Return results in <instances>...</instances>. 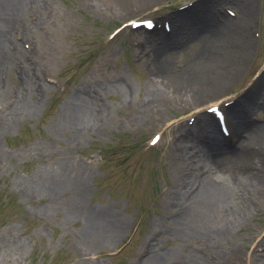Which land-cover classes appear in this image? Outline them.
I'll return each instance as SVG.
<instances>
[{"label": "rangeland", "instance_id": "374dc122", "mask_svg": "<svg viewBox=\"0 0 264 264\" xmlns=\"http://www.w3.org/2000/svg\"><path fill=\"white\" fill-rule=\"evenodd\" d=\"M47 1L51 18L44 30L27 32L24 37L35 48L30 60L37 62L42 82L29 98L38 109L18 114L5 111L21 78L2 76L7 89L0 96V264H140L141 252L150 243L172 264L190 254L202 259L209 256L213 245L191 234L171 233L172 208L164 203V193L172 191L178 174L182 176L184 170L187 177L194 176L193 170L198 175L191 159L195 154L183 150L184 145L190 148L191 139L186 136V142L180 141L174 124L195 125L202 118L193 115L185 121L194 108L168 96L147 98V59L152 45L172 33L173 42H182L177 44L182 51L172 64L173 74L181 66L191 68L193 56L203 59L202 44L185 41L174 19L168 23L165 19L191 9L193 15L208 11L215 30L229 25L248 48L241 45V53L215 59V66L204 60L201 73L222 80L232 72V80L211 85L203 105L229 98L236 116L246 115L248 124H261L264 109L248 112L244 102L236 100L264 74V0H225L216 7L207 5L211 0H163L142 8L124 1L122 10L107 4L95 7L94 0ZM245 20L247 38L239 34L240 25L232 27ZM202 23L196 29L203 30ZM18 26L12 37L20 32ZM96 88L101 95L90 108L89 119L74 128H58V115L66 101L78 90L84 96L87 91L93 95ZM223 112L232 131L236 119ZM93 114L97 119L90 121ZM219 141L222 148L230 143ZM231 144L235 149L239 146L236 141ZM72 171L81 176L80 208L90 216L106 210L119 227L113 241L86 243L83 231L97 220L72 214L69 200L74 185L65 178ZM263 226V211L254 210L244 218L225 237L223 251L227 252L217 257L218 264H247L248 243ZM218 249L222 250L220 245Z\"/></svg>", "mask_w": 264, "mask_h": 264}, {"label": "bare ground", "instance_id": "6f19581e", "mask_svg": "<svg viewBox=\"0 0 264 264\" xmlns=\"http://www.w3.org/2000/svg\"><path fill=\"white\" fill-rule=\"evenodd\" d=\"M94 1L93 6L95 7L107 4L122 10L124 1H130L129 6L138 5L142 8L163 0ZM223 2L225 0H211L206 4L216 7ZM207 5L202 7L207 8ZM203 12L204 10L193 15L191 9L188 12L175 13L170 18L165 19H174L176 30H178L179 35L181 30V36L185 41L202 44L203 54L201 52L200 56L202 55L203 59L193 56L191 68L181 66V70L173 74L170 71L172 64L182 51V48L177 46V44L180 46L182 42L172 41L173 33L171 37L161 34L163 36L159 38V44L152 45L153 50L147 59V63L150 65L147 98L168 96L175 103L179 102L194 108L192 114L183 118L185 121L193 115L202 118L199 123L196 122V126L188 125V122L187 124L186 122L174 124L178 127L177 130L182 138L180 141L186 142L183 138L186 136V139H191L190 148L184 145L183 150H189L195 154L194 158L191 159L195 160L194 165L197 164L198 175L196 176V172L193 170L194 176L187 177L184 170L182 176L178 174L172 191L164 193V203L167 207L172 208L171 233L175 236L178 234L194 235V238L204 240L211 247L213 245L214 253L209 251V256H203V259L190 254L184 261H176L173 264H218L219 258L217 257L224 256L227 252L223 251L227 245V243L223 244L225 237L254 210L257 213L264 212V120L259 125L248 124L246 115L241 114L243 117L241 115L236 116L232 105L223 107L229 98L203 105L205 100L210 97L211 85L221 86L226 83V80H232V72L223 75L222 80H215L209 78L205 72L201 73L200 71L205 69L206 63L215 66V59L218 61L223 57H231L237 51L241 53L242 50H239L241 45L244 49L248 47L244 46L243 42L240 41L242 38L238 33H233L234 28L230 29L229 25L215 30L212 24L213 18L208 16V11ZM188 13H192V15H188ZM181 14L184 17L180 16ZM201 16L204 20L201 19ZM50 18L51 11L47 0L44 3H40L39 0H0V96L7 89L2 80L3 75L18 74L21 78L20 82L14 85L15 98L12 97L11 99L9 96V102L4 106L6 107L5 111L10 114H18L22 111L34 112L38 109L29 98L35 88L42 87V82L37 76L39 73L36 68L38 67L37 62L30 60L35 48L33 49L24 37H27V32L44 30L43 27ZM191 21H194L193 24L195 25L203 22L202 26L205 28L203 30L196 29ZM189 22L192 26L186 30ZM236 23L238 24L232 25V27L240 25L239 28L243 30L239 34L244 37V31L249 29L248 21L245 20L243 23L237 21ZM18 24L20 32L14 33L12 37ZM19 42H22L21 47L23 48L19 47ZM26 45L28 46L26 47ZM245 45L248 46L247 43ZM34 74L36 77L33 76ZM255 88H258L259 92L252 93ZM86 94L90 93L87 91L82 96V90H78L66 101L64 111L58 115L60 122L58 128L64 126L74 128L80 121L89 119V110L94 102L98 101L101 90L96 88L93 95ZM236 101L238 103L243 101L248 112L264 109V74H261ZM213 106L220 109L223 107V111L230 112V114L228 113L229 118L236 119L232 123L233 135L226 137L220 133L217 118L212 111L209 110L208 112V109ZM93 118L97 119V116L93 114L90 121ZM222 139L228 142L232 141V143L236 141L239 146L235 149L229 143L227 147L222 148L219 145V140L222 141ZM71 175V177L65 178L70 186L74 185L72 187L73 196L69 200L73 210L72 214L88 221L93 217L92 222L97 220L90 228L91 230L83 231L86 243H89V240L113 241L119 234V227L115 225L112 216L106 210L103 212L95 211L93 214L97 216H90L91 214L80 208L82 207L80 172L76 175L72 171ZM60 177H58L59 180ZM217 244L222 250L218 249L216 252L219 247V245L216 246ZM84 245L86 246V244ZM248 246L247 264H264V230L262 228L253 234ZM141 254L140 264H172L166 255L155 251L153 243L147 244ZM233 263L231 262V264ZM225 264H230V262Z\"/></svg>", "mask_w": 264, "mask_h": 264}]
</instances>
